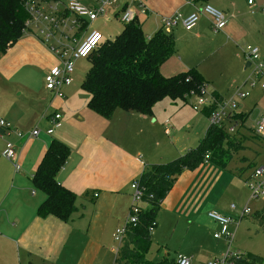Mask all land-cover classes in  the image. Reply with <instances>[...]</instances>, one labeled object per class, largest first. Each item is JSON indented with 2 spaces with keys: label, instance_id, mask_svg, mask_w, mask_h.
<instances>
[{
  "label": "crops",
  "instance_id": "crops-1",
  "mask_svg": "<svg viewBox=\"0 0 264 264\" xmlns=\"http://www.w3.org/2000/svg\"><path fill=\"white\" fill-rule=\"evenodd\" d=\"M59 1L65 9H58L66 10V1ZM80 1L94 8H99L102 4L101 0ZM138 2L145 6V14L140 13ZM138 2L118 0L116 3L105 5V8L102 7L104 9L99 15H105L104 20L112 23V27L118 28L116 34H119L124 28L119 25L123 24L120 19L122 11L126 8L134 9L141 21H149L151 24L152 30L144 31L148 37L162 27L163 18L175 17L176 24L166 31L174 35L175 42L183 41L188 45L185 46L186 49L181 48L180 59L172 57L161 66L163 75L194 66L209 53H218L220 48L237 49L240 43L251 35V13L254 10L264 11V0H254L253 4H249L248 0ZM207 4L225 15V25L219 30H214L212 18L202 13L194 28L185 29L183 19L202 10ZM51 5V1L41 4L42 8ZM258 15L263 14L259 12ZM99 18L98 16L89 24L97 22ZM91 32H79L75 42L71 44H80ZM56 34L57 30L54 31V37ZM102 35L103 40H106L105 33ZM24 36L7 50L5 58L8 59L3 64L12 59V66L20 61L25 62L26 55H30L29 52L32 51V60L29 63L36 62L41 65L45 79L46 72L59 65V60L30 36ZM18 47L28 52H23L22 56L17 57ZM28 47H31V51ZM176 49L177 53V45ZM246 66L249 67L250 64ZM28 76L27 72L23 74V77ZM41 89L42 96L23 106L20 113L14 114L10 109L0 112L1 118L8 123L7 128L1 129L0 138L4 143L9 140L16 145L17 162L20 166L16 170L14 162L4 156V147L0 152V264H116L118 248L114 234L128 219L133 194L131 184L139 179L148 165L168 162L194 148L196 142L198 145L209 125L202 134L198 133L195 142L187 144L185 139L189 138L183 137V130L176 127L178 124H173L169 118L165 121H169L172 128L167 134L166 125L162 131V128L155 124V119L151 120L152 115L117 109L110 119L101 116L90 109V93L88 92L89 96L81 93L79 85L72 83L64 86L61 96L48 90L45 84ZM3 100L4 96L0 95V101ZM171 105L177 106V102L172 100ZM38 109L42 113V122L48 125L54 124L51 119L55 113L61 114L60 125H56L57 131L53 129V133L48 134L47 130L52 129L51 127L41 128L38 129L39 134L34 136L31 133L37 128L28 133L19 130L29 129L30 124L37 121L40 117ZM17 131L23 135L18 136ZM52 135H56V139L64 142L70 149L66 163L57 174L59 183L78 196L77 211L67 222L51 215H39L38 209L46 194L32 181L42 156L55 139ZM248 136L244 135V143L246 140H256L248 139ZM227 171L210 162L203 163L195 170L184 171L178 176L158 214H180L190 223L197 221V224L204 220L202 217L207 209L208 212L215 210L229 216L233 209L231 206L228 209L217 202H210L216 198L214 195L222 196V184L237 185L225 176ZM227 184L225 188L229 189ZM237 188L236 186L233 189ZM212 222L215 230L220 231L221 227ZM192 260L194 262V258Z\"/></svg>",
  "mask_w": 264,
  "mask_h": 264
},
{
  "label": "trees",
  "instance_id": "trees-1",
  "mask_svg": "<svg viewBox=\"0 0 264 264\" xmlns=\"http://www.w3.org/2000/svg\"><path fill=\"white\" fill-rule=\"evenodd\" d=\"M29 1L32 0H0V52H7L24 35L25 23L30 17ZM142 22L137 16L125 23L115 39L102 40L87 57L91 66L82 87L90 93L88 106L107 119L112 118L117 109L150 116L155 105L165 98L185 101L192 93L201 95L205 90V80L196 68L170 78L163 76L161 66L177 51L175 37L163 25L148 37ZM86 27L87 23H84L81 29ZM211 110L203 109V114L209 116ZM246 116L235 112L228 119L230 126L227 123L221 126L209 124L196 147L168 162L146 167L138 179L143 190L138 219L135 224L126 225L116 264H176V260L167 257L159 262L146 257L152 243L150 229L157 226L162 203L184 171L195 170L205 162L227 169L233 154L244 148V134L238 131V136H230L229 127L243 128ZM249 138L263 139L256 132ZM69 155V147L55 138L34 172L32 181L46 194L38 209L41 217L51 215L67 222L77 211L78 196L57 179ZM255 219L264 231V208L256 212ZM232 260L234 264H264V257L250 252L233 255Z\"/></svg>",
  "mask_w": 264,
  "mask_h": 264
},
{
  "label": "rangeland",
  "instance_id": "rangeland-1",
  "mask_svg": "<svg viewBox=\"0 0 264 264\" xmlns=\"http://www.w3.org/2000/svg\"><path fill=\"white\" fill-rule=\"evenodd\" d=\"M51 4L54 8L65 9L59 0H51ZM102 7L105 8L102 4L99 5V8ZM43 11L50 12V7L45 6ZM259 12L263 15H258ZM251 16H253V19L250 21L251 35L243 43H240L237 49L220 48L215 55L209 53L204 57V60L196 64L194 63V66H190L196 68L205 80L206 87L203 94H191L185 101L181 99L177 100V106L171 105L172 100L170 98H165L155 105L151 120L155 119V124L159 125L162 131L164 130V125H166L165 120L169 118L173 124H178L176 127L183 130L182 136L189 138L185 139V143L191 144L196 139V136H198V133L202 134L209 125V119L203 114V108L197 111L193 108V105L197 104L200 98L209 104L214 103L217 97H222L223 101L237 103L235 109L237 113L247 114L244 127L240 129V126H236L235 132L229 131L228 134L230 136H238L237 132L239 131L244 135H254L256 123L264 115V88L261 87V84L264 83V77L258 78L254 72L257 64L261 63L264 65V11L260 10L256 12L254 10ZM99 17L97 22L89 24V26L87 25L86 29H80V27L72 24L75 16L71 13L68 14L65 22L60 23L56 37L46 40L45 35L35 26H31V30L27 28L24 32V37L30 36L31 39L35 40L36 43L44 47L49 53H52L51 45L57 44V38L60 39L63 33H66L68 36L63 39V43L68 45H71L79 32L93 31L94 29L105 33L104 36L107 39H115L118 34H116L118 28H114L112 27V23L106 22L103 18L105 15H99ZM119 25L123 28L124 23ZM142 29L147 32L148 30H152L149 21L142 22ZM176 45L178 52L172 57L180 59L179 52L181 48H185L188 44H184L183 41L179 43L176 41ZM18 48L16 51L18 52L17 57L22 56L23 52H28L23 50L22 47ZM254 48L258 50V58L250 60L248 53ZM28 49L31 51V47H28ZM31 52L29 54L33 55ZM30 55H26V58L24 57L26 59L25 62L20 61L12 66L13 59L9 63L3 64L8 59L5 58L7 53L0 52V95H3L5 98V100L0 101V112L10 109L14 114H18L23 106L42 96L41 88L45 84L44 70L36 62L29 63L32 60ZM24 58L23 60H25ZM248 63L250 64L249 67L246 66ZM75 66L73 85H79L81 93L88 94L83 89L82 83L90 69V61L87 58H80L77 60ZM187 68L163 76L170 78L185 72ZM25 72L29 73L28 77H23ZM238 90H241L245 94L248 93V96L242 100L236 95ZM39 112L40 117L34 124H30L31 127L29 129L20 128L19 130L24 133H28L35 128L46 129L51 127L55 130V124L48 125L42 122L41 110ZM1 116L0 113V118ZM225 122L228 126L231 125L229 121ZM55 136L52 135L51 137L56 138ZM8 142L11 141L6 140L5 144L0 138V152L6 147ZM196 145L197 142L193 146L195 147ZM259 166L264 167V139L246 140L244 148L233 154V159L227 168L228 171L225 172V176L229 180L236 182L237 185L226 183L229 188L226 189V184H222L220 187L222 196H219V194L214 195L216 198L210 200V202H217V204L228 209L231 204H235L237 207V209H231L232 211L229 213V217L236 221L229 227L230 231L234 234L230 247H228V243L224 238L217 239L214 237V233L217 231L213 226V220L211 221L207 215L208 209L202 217L204 220L198 224L197 221L190 223L185 216L180 214H162L160 212L158 214V225L152 231V243L146 254L147 259L152 262H159L165 257L176 260L179 255L187 254L186 256L189 255L190 257L192 255V258H194V262L191 258V264H199L198 262L207 263L210 260L222 258L228 251L231 254L250 252L264 257V231L260 229L259 223L255 219L257 210L264 206V195L251 199V189L247 186L248 178L254 169ZM236 186L238 188L233 189ZM249 200L250 202H248ZM246 205H249L251 208V213L240 219L239 215L241 212L239 211H242ZM210 206L211 204L208 208ZM115 243L118 248L119 243L117 241Z\"/></svg>",
  "mask_w": 264,
  "mask_h": 264
},
{
  "label": "built area",
  "instance_id": "built-area-1",
  "mask_svg": "<svg viewBox=\"0 0 264 264\" xmlns=\"http://www.w3.org/2000/svg\"><path fill=\"white\" fill-rule=\"evenodd\" d=\"M117 1L118 0H104L102 1V5L105 6L108 4L116 3ZM134 1L138 2L139 0ZM42 2V0H32L27 2V9L30 13V17L26 20L25 25L26 29L33 25L36 26L39 31L45 35L46 40H49L50 38L54 37V31L58 30L60 23L65 22L66 18L68 17V14L73 13L75 19L73 20L72 24L80 27L81 29L82 25L84 24V21L87 22L88 25L90 22L94 21L99 16L100 12H102V8L99 9L98 7L94 8L84 5L80 0H67L66 10L64 11H60L58 8L50 6V12H44L41 6ZM253 2L254 0H248L249 4H253ZM138 5L140 8V13L145 14L147 12L145 6L141 2H138ZM202 13H205L212 18L211 23L214 30L221 29L226 23L225 15L212 5L207 4L203 7L202 10L193 12L188 15L185 19H183V26L185 27V29L191 30L192 28H194L197 22L199 21V18ZM135 17H137V12H135L134 9L126 8L122 11L120 19L123 23H129L134 20ZM175 24V17L162 19L163 27L168 30ZM63 37L67 38L68 36L66 35V33H63V36H60V39L57 40V46H51L52 53L59 60V65L51 67L45 75L46 88L59 96L62 95V88L64 86H69L73 83V74L75 71L76 61L80 58H87L103 40L102 33L97 30H93L91 33H89V35L85 38L83 42L76 45L64 44L62 41ZM72 42H75V38ZM257 52V48H254L248 53V58L250 60L257 59ZM254 72L256 73L258 78L264 77V65L261 63L257 64L255 66ZM261 87L264 88V83L261 84ZM204 91L205 90L203 89V93ZM236 95L239 98L244 99L248 96V93L245 94L241 92V90H238L236 92ZM236 107V102L229 103L223 101V99L219 100L217 98L215 99L214 103L209 104H207L205 100L200 98L197 101V104L193 105V108L197 111L200 110V108L212 109L210 115L208 116L209 124L212 126H221L226 123L225 121H228L229 117L233 116L236 112ZM61 117L62 116L60 113H55L54 116H52L51 120L55 125L58 126L60 125ZM7 126L8 123L6 122V120L0 118V129L7 128ZM165 128L166 133L169 134L172 128V126L169 124V121H166ZM235 128L236 126H231L229 127V131L233 132ZM255 132L264 139V115L257 121ZM47 133L52 134L53 129H48ZM17 134L18 136L23 135V133L19 131H17ZM31 134L37 136L39 134V130L36 129ZM4 156L14 162L16 170L20 168L17 162L18 155L16 145L14 143H7L6 149L4 151ZM247 183L251 189L252 198H258L264 195V167H256L251 176L249 177ZM131 188L133 190V194L128 219L124 227L117 228L114 234V240L119 243V247L124 240V236L126 233V225L129 223L135 224L137 222V215L140 212L139 210L142 204L143 190L139 185V181L135 180L131 184ZM231 207L235 208V205L233 204L231 205ZM250 213L251 208L247 205L244 207L239 217L241 219L242 217ZM208 216L221 227L220 231L214 233V237L217 239L224 238L228 243V247H230L233 242L234 234L230 231L229 227L236 221H234L231 217L215 210L209 211ZM150 230L153 231L154 229L151 228ZM238 254L240 253L231 254L230 251H228L222 258L210 260L206 264H234L232 256ZM176 264H191V257L186 255H179L176 259Z\"/></svg>",
  "mask_w": 264,
  "mask_h": 264
}]
</instances>
